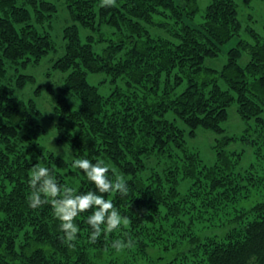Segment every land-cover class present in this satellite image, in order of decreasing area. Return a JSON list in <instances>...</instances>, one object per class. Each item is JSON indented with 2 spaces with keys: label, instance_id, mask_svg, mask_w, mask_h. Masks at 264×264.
Instances as JSON below:
<instances>
[{
  "label": "trees",
  "instance_id": "trees-1",
  "mask_svg": "<svg viewBox=\"0 0 264 264\" xmlns=\"http://www.w3.org/2000/svg\"><path fill=\"white\" fill-rule=\"evenodd\" d=\"M66 4L71 23L62 30L65 52L53 66L68 74L54 109L60 120L58 144L68 143L72 160L41 143L46 133L42 111L33 98L16 93L35 77L10 70V64L27 67L56 50L53 27L44 26L57 13V2L0 0V264L98 263L107 235L89 241L87 218L95 209L76 218L79 232L70 248L51 205L33 209L28 203L30 172L37 164L77 194L101 195L82 170L72 167L83 158L103 160L111 179H125L126 196L102 194L120 213L128 205L131 219L139 220L148 212L147 202L168 208L179 234L190 237L192 254L205 249L199 264H264V199L250 208L238 204L264 177L236 173L241 154L226 149L236 136L217 140L213 165L187 144L199 127L225 132L223 122L233 103L247 123L245 131L252 121L264 126V34L247 27L251 41L241 37L234 0H211L201 20L199 0ZM106 26L114 31L107 32ZM81 27L91 31L85 41ZM234 37L237 43L222 69L205 65ZM243 52L250 55L246 65L239 63ZM89 73H106L113 83L110 92L105 95L90 83ZM71 98L78 101L75 108ZM151 158L168 165L159 171L149 166ZM146 170L149 180L142 179ZM205 183L208 195L200 201L190 198L201 195L197 186ZM213 219L230 227L224 236L204 232Z\"/></svg>",
  "mask_w": 264,
  "mask_h": 264
},
{
  "label": "rangeland",
  "instance_id": "rangeland-1",
  "mask_svg": "<svg viewBox=\"0 0 264 264\" xmlns=\"http://www.w3.org/2000/svg\"><path fill=\"white\" fill-rule=\"evenodd\" d=\"M57 2V13L47 20L45 30H52V36L56 44V50L49 53L38 63H30L27 67H18L10 64L11 74L24 73L35 77L34 82L28 83L23 89H17V95L28 100L33 98L42 111L40 118L41 124L45 127L46 133L41 137V143L56 155L65 157L68 160L74 158L73 151L68 143L58 144L57 125L60 120L55 112V105L58 94L61 92V87L64 85L65 77L68 72H63L54 68V62L65 52V42L62 37L63 28L71 23L69 13L66 8L67 0H55ZM211 0H199L200 12L197 20H201L202 14L205 12L207 5ZM238 6L239 18L242 23L241 37L251 41V36L247 31V27L254 28L258 33L264 34V0H252L250 4L244 0H234ZM196 20V21H197ZM195 23H198V21ZM52 23L54 26H52ZM106 31L112 33L114 30L110 26H106ZM91 31L87 28L81 27L82 40H86L87 34ZM153 34H162L166 36V32L161 29H152ZM237 37L232 38L229 42L222 46V51L216 57H208L205 65L222 69L227 62L228 50L235 46ZM250 60V55L243 52L239 60L241 65H246ZM14 73V74H13ZM88 80L92 84H97L103 94H108L111 90L110 77L106 73H89ZM40 91V92H39ZM72 106H77V99H69ZM237 103H233L228 109V119L223 122L225 132L218 133L211 129L199 127L195 137H188V149L195 151L198 158L203 160L208 165H213L217 160L215 145L218 139L225 136H236L235 140H231L226 149L228 151H236L240 153V163L236 166V173L248 174L257 178L264 177V126L254 125L246 130L247 123L242 119L237 109ZM170 115V114H169ZM264 116V115H263ZM187 128L183 123L181 124ZM66 129H70L71 124L65 123ZM188 130V129H187ZM263 131V132H262ZM248 138L249 140H246ZM260 153H259V152ZM235 157V156H234ZM233 157V159H234ZM148 160L150 167H156L159 171L161 168L168 165L167 162H158L157 159L151 158ZM165 163V164H164ZM122 174V173H120ZM151 172L146 170L142 175V179L149 180ZM148 176V178H146ZM243 176V175H242ZM191 185L195 180H187L186 183ZM199 191L203 193L199 196L190 198L198 201L206 197L207 190L206 183L198 185ZM264 199V181L260 185L252 187L250 197L240 201L238 204L242 208H250L259 200ZM148 212L144 214L139 220L131 219L127 208L125 213H120L122 217H127L129 223L114 230L107 235L104 253L97 264H199L201 262V255L204 253V248L201 247L199 251L192 254L190 248L193 243L190 242V237L181 236L179 230L174 225L175 217L170 214L168 208L163 205L155 207L154 202H147ZM151 210V211H150ZM186 215V214H184ZM214 220V219H213ZM230 229L229 226L223 225L218 219L210 225L204 232L215 236H224ZM128 239L133 241L131 248H124L117 251L112 247L116 240L127 242Z\"/></svg>",
  "mask_w": 264,
  "mask_h": 264
},
{
  "label": "clouds",
  "instance_id": "clouds-1",
  "mask_svg": "<svg viewBox=\"0 0 264 264\" xmlns=\"http://www.w3.org/2000/svg\"><path fill=\"white\" fill-rule=\"evenodd\" d=\"M115 4L116 0H101V6L104 7ZM72 167L82 170L101 195L95 191L77 194L73 188L59 184L49 168L37 164L30 172L31 193L28 196L29 207L33 209L46 204L51 205L54 215L60 221V229L64 233L62 239L70 248L75 247L73 242L77 239L79 232L75 221L81 213L95 209L87 218V223L92 229L90 243H96L102 232L111 233L119 229L122 224L129 223V219L121 216L113 202L102 195L119 193L121 196H126L129 189L122 176L117 175L114 180L111 179L110 168L103 160L92 162L86 158L76 159ZM132 245L131 239L127 242L116 240L112 247L121 251L124 248H131Z\"/></svg>",
  "mask_w": 264,
  "mask_h": 264
}]
</instances>
